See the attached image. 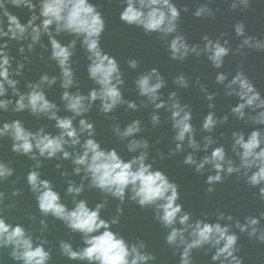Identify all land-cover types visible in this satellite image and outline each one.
Listing matches in <instances>:
<instances>
[{
    "label": "clouds",
    "instance_id": "1",
    "mask_svg": "<svg viewBox=\"0 0 264 264\" xmlns=\"http://www.w3.org/2000/svg\"><path fill=\"white\" fill-rule=\"evenodd\" d=\"M10 2L19 7L21 5L34 10L35 4L32 0H10ZM247 4L248 0H242ZM235 7V5H233ZM0 9L3 10V16L7 17V31L3 27V19H0V38L9 37L12 40H23L28 38V29L31 28V41L28 45L32 49L41 39L42 32H47L51 37L52 58L56 60L62 70L63 83L62 87L68 89L73 86L74 73L70 65V58L73 55L72 48L75 47V41L71 45H62L57 39L52 37L51 27L56 26L57 33L69 32L77 37H83V44L90 53L89 59L91 64L88 66L89 76L100 85L99 90L92 89L88 96L77 93L71 94L68 91L63 93V100L67 102L66 107L76 116H83L90 111L91 104L99 99L101 111L111 113L118 105L128 104L130 109H136L135 102L125 101L120 86L124 84L123 74L120 71L117 60L106 54L100 47V37L105 31V20L103 14L97 7L90 3V0H42L40 5V16L44 17L42 27L35 24L38 19L36 15L22 24L20 19L8 11L6 0H0ZM187 11V8H185ZM209 10L206 7L198 8L195 12L197 17L204 15ZM120 19L128 25L142 27L146 32H159L165 37L168 34L177 31V21L180 19V10L172 0H126V7L120 13ZM236 33L239 36L244 35V25H236ZM207 41L204 49L198 46H190L184 36L177 35L170 43L171 58L173 60H184L190 53L200 55L201 52L208 53L209 60L212 61L216 68L223 66L224 58L229 55L230 49L222 45L219 41L213 42L204 37ZM252 39L249 37L244 40V44L250 47L264 49V43L257 42L252 45ZM227 41H225V45ZM8 43L0 44V97H4L7 88L11 87L19 99L15 103L14 111L21 112L30 110L34 115H46L49 119L56 121V127L61 130L59 135L53 136L45 133L41 128L39 132L27 130L20 120L5 122L0 127V137L10 135L14 141L12 150L18 154L28 155L31 159L36 160V168L41 167L39 157L47 159L57 158L62 154L63 159H72L77 166L74 171L76 174L84 172V179L90 178V187L101 190L102 192L117 198L123 203L126 195L131 192V199L141 207L154 206L156 209L157 219L171 231L166 239L169 245H174L178 249L183 247L180 264H192V250L199 249L205 245H211L216 249L213 261H221V264H243L242 258L235 253L238 251L237 242L239 237L231 232V225L222 226L220 223H206L197 220L190 223L191 214L184 212L183 205L177 203L179 200L178 185L171 182L168 176L160 170H154L148 160V141L131 140L128 144L130 152H136L143 149L138 156L131 160L125 161L115 150H105L93 137L95 135V125L86 119L80 120V128L74 126L73 118L60 117L57 114V105L51 102L42 89V85L47 83L52 85L56 83V77L44 75L39 84H29L32 90L23 94L19 92L17 80L11 79L10 73L11 60L13 59L5 51ZM23 53L24 49L21 47ZM130 67L136 68L138 62L129 61ZM23 64L19 65L20 74ZM155 77V82L153 78ZM217 82L223 83L227 77L221 73L217 75ZM176 83L187 88L188 80L179 76ZM141 96L148 97L156 109L164 108L165 102L160 100L159 90L165 85V80L159 73L158 69L153 68L150 73L142 75L136 81ZM238 85L239 91L233 88ZM231 91L229 95H238L242 103L232 109L243 120L246 116L245 109H264V97L256 90L255 86L245 76L239 72L227 85ZM213 98L211 95L208 97ZM170 99L173 103L170 105L172 112L173 127L177 130L175 140L179 143L172 151L184 150L183 142L187 138L189 146L197 150L200 146L195 139V130L191 123L192 113L188 106H182L176 93H171ZM88 101V103H86ZM157 101H160L157 103ZM11 100L0 99V109L7 111ZM227 120V117H224ZM255 123L264 124V111H260L258 116L253 117ZM153 124H159L160 117L158 114L152 115ZM218 121L214 113H209L203 123V129L211 132L216 127ZM141 131V122L133 121L123 131L117 126L115 132L122 139L132 137ZM87 133L86 139L81 145V134ZM235 147L238 146L242 151H238L240 156V166L234 165L232 160L227 159L224 147H216L211 156H205L200 162L189 153L184 160L185 164L195 165L197 172H202L205 165L211 164L216 170L215 175L208 177L207 183L214 184L224 179L222 173L226 171L229 175L246 170L248 184L255 187L264 185V135L261 131L254 130L245 139L243 133H234ZM208 143L204 146L207 151L209 145L213 143L211 137L206 138ZM81 145L82 153H73L68 151L66 146ZM39 152V157L35 155ZM60 167V165H57ZM253 168L257 169L248 175V171ZM14 175V169L3 161H0V180H7ZM28 184L33 193L36 194L40 211L45 215L51 214L57 219L62 220L68 228L74 232L83 234L85 247L74 250L71 243L61 241L60 248L65 256L72 260L87 261L88 264H147L156 257L150 253L143 252L145 244L140 242L139 245L128 242L118 233L111 230L112 224L119 223V218H113L111 221L101 217V210L105 207L103 203L97 204L95 209L88 206L86 200H78L75 207L69 209L61 202V196L53 188L51 182L47 179H41L40 173L35 169L27 175ZM84 191V184L77 186L70 182L67 188L68 194L78 197ZM208 191H213L209 188ZM260 196L264 198V187L259 189ZM17 190L14 195H18ZM4 195L0 193V205L3 204ZM118 212L123 214V208H118ZM264 215V214H262ZM223 219V214H221ZM232 220V216L227 217ZM43 223V221H42ZM177 223L183 227H176ZM260 220L255 217H248L247 222L242 224L236 221V227L240 232H247L250 237H256L259 232V240L264 242V229L258 225ZM250 229V231H249ZM187 234V235H186ZM191 237L189 240L188 237ZM42 241L35 245L31 235L25 228L17 224L12 226L6 222L0 213V248L11 246L13 251L11 256L17 261H23V264H48L51 259V252L46 250Z\"/></svg>",
    "mask_w": 264,
    "mask_h": 264
},
{
    "label": "water",
    "instance_id": "2",
    "mask_svg": "<svg viewBox=\"0 0 264 264\" xmlns=\"http://www.w3.org/2000/svg\"><path fill=\"white\" fill-rule=\"evenodd\" d=\"M5 31H7L4 28ZM7 42L8 47L5 51L11 60L10 73L11 79L17 80V88L20 93L27 94L32 89L29 84H39L44 75L56 77V83L42 85L47 98L57 105V114L60 117L73 118L74 126L79 130L80 120L86 119L95 125L94 139L100 143L105 150L115 149L125 160H131L138 156L143 149L136 152L128 150V144L131 140H146L149 147L147 163L153 165L154 170L163 171L169 180L178 185L179 200L177 203L183 205L184 212L191 214L190 223L202 220L206 223H220L222 226L231 225V232L239 237L237 242L238 251L235 253L242 258L243 264H264V242L259 240V232L256 237H250L247 232H240L236 227V221L244 224L248 217H255L247 208H245L236 198L229 194L217 183L208 184V176L203 172H197L196 167L184 163V159L177 154L172 155V151L153 139L149 138L142 132L132 137L122 139L115 132L118 126L121 131L127 128L128 123L124 122L113 113H104L101 111V104L95 101L91 104L90 111L83 116H76L66 107L67 102L63 100V93L70 92L73 95L77 93L88 96L79 87L73 84L72 87L65 89L62 87L63 76L34 53L19 40H12L9 37L0 38V44ZM23 47V53L20 51ZM23 64L20 74L19 65ZM7 88V93L0 99L11 100L8 110L0 109V127L5 122L20 120L24 127L31 132H39L41 128L45 133L53 136L59 135L61 130L56 127V121L49 119L46 115H34L30 110L21 112L14 111L15 103L19 96L15 95L11 87ZM88 103V101H86ZM87 133L81 134V145L88 139ZM14 141L10 135L0 137V161L14 169V175L7 180H0V193H3V204L0 205V213L7 223L13 227L17 224L22 225L26 232L31 235L35 245L42 241L46 250L51 252V259L48 264H88L87 261L72 260L65 256L60 248L61 241L72 244L74 250H79L86 245L84 244L83 234L74 232L60 219L51 214L45 216L39 209L36 194L32 192L27 181V175L30 171L36 170L40 173L41 179H47L53 185V188L61 196V202L69 209L75 207L78 200H86L88 206L95 209L97 204L103 203L105 207L101 210V217L111 221L118 217L119 223L112 224L111 230L122 236L131 246L139 245L140 242L145 244L143 252L150 253L156 257L147 264H180L183 247L179 249L174 245L167 243V235L171 231L166 228L156 216L154 206L141 207L131 199V192L126 195L125 201L114 198L99 189L90 187V178L84 179V172L76 174L74 169L77 167L72 159H63L62 154L57 158L47 159L39 157V152L35 155L39 157L41 167L36 168V160L31 159L28 155H22L12 150ZM81 145L66 146L67 150L73 153H82ZM60 165V167H57ZM73 182L77 186L84 184V191L75 197L68 194L67 188L69 183ZM212 188L213 191H208ZM19 190L18 195L14 193ZM123 208V214L118 212V208ZM223 214V219H221ZM228 216H232L230 221ZM256 218V217H255ZM43 221V223H42ZM176 227H183L177 223ZM264 229V224L260 221L258 225ZM250 231V229H249ZM187 235V234H186ZM190 240L191 237L189 236ZM13 248L7 246L0 248V264H23V261H17L11 256ZM216 249L211 245H205L199 249L192 250V264H221V261H213Z\"/></svg>",
    "mask_w": 264,
    "mask_h": 264
}]
</instances>
